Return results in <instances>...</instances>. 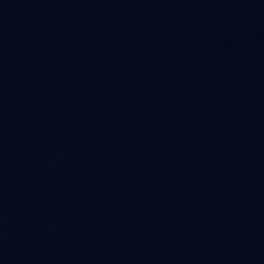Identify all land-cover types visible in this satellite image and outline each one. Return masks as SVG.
<instances>
[{"label":"water","instance_id":"obj_1","mask_svg":"<svg viewBox=\"0 0 264 264\" xmlns=\"http://www.w3.org/2000/svg\"><path fill=\"white\" fill-rule=\"evenodd\" d=\"M0 264H264V0H0Z\"/></svg>","mask_w":264,"mask_h":264}]
</instances>
